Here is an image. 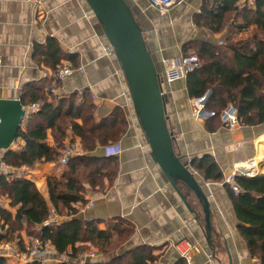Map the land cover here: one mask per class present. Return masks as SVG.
Listing matches in <instances>:
<instances>
[{
    "label": "crops",
    "instance_id": "0c3cea01",
    "mask_svg": "<svg viewBox=\"0 0 264 264\" xmlns=\"http://www.w3.org/2000/svg\"><path fill=\"white\" fill-rule=\"evenodd\" d=\"M128 1L145 29L149 48L161 74L162 59L183 52L186 43H221L223 33H213L193 21L194 15L200 13L202 0H178L163 13L150 6L147 0ZM49 38H54L68 56L60 60L58 67L69 63L73 68L64 86L57 87L60 90L64 88L62 94L77 92L80 95L85 91L91 98L96 123L117 109L122 113L124 110L126 122L125 130L117 141L99 145L94 152L100 157L113 156L116 161L113 178H104L102 184L94 188L87 187L83 202L73 204L77 209L75 216L82 220L95 219L101 230L115 224L122 235L127 232L129 235L109 252L86 242L84 244L88 248L73 258L68 253L58 254L48 240L50 251L40 257V262L24 263L7 249L13 244L21 250L15 233L0 218V234L4 235L0 239V257L5 258V264L104 263L139 245L153 248V253L158 255L154 264H175L180 255L173 245L184 238L196 246L191 251L192 258L188 264H260L256 257L251 256L237 230L238 221L228 192L230 187L224 179L238 164L245 166L248 163V168L255 170L252 173L244 168L246 176L264 173V160L259 164V160L256 161L264 155V140H261L264 124H239L233 128L222 125L209 109L213 96L211 90L202 96L204 111L198 117L194 116L192 103L195 97L188 95L185 79L164 88L167 122L175 134V150L183 161L208 154L222 173L221 180L209 181L189 167L209 201L208 230L202 206L194 193L186 187L183 189L194 210L192 212L153 162L130 100L123 102L129 95L124 75L84 0H0V98L20 97L30 85L46 89L49 83L54 84L53 70L45 60L33 54L34 45L44 44ZM221 55L224 62L231 61L229 54ZM49 96L55 99L58 95ZM77 122L81 121L78 119ZM66 133L64 145L70 139L81 145L80 138L70 129ZM46 142L49 146L54 145L50 129L46 131ZM114 144L119 148L109 150ZM22 145V140L16 138L12 149H19ZM2 156L3 152H0V175H6L10 170L31 180L47 201L50 211L52 205L46 177L59 176L67 169V164L43 162L33 168L6 169L2 165ZM0 202L3 203L0 207L14 212L7 198L0 197ZM72 216L65 210L62 214L57 213L53 222L58 224ZM38 228L40 226H36V230ZM111 231V240H120L122 235H118L115 229ZM18 234L23 244L39 238L28 235L24 229Z\"/></svg>",
    "mask_w": 264,
    "mask_h": 264
},
{
    "label": "trees",
    "instance_id": "16d2710c",
    "mask_svg": "<svg viewBox=\"0 0 264 264\" xmlns=\"http://www.w3.org/2000/svg\"><path fill=\"white\" fill-rule=\"evenodd\" d=\"M193 21L199 27L224 35L219 44L194 41L183 47V52L195 53L200 59L199 67L185 77L188 95L198 98L211 90L213 96L209 109L213 117L219 120L222 108L231 103L237 110L241 125L264 124V0H256L252 6L242 9L238 0H202L200 13L194 15ZM251 25L254 29L249 30ZM243 32H247L245 36L241 35ZM222 53L229 54L231 61L224 62ZM33 54L45 60L53 71L58 69L62 58L68 57L54 38H49L44 44H35ZM54 83L55 87L59 86ZM52 85L49 83L46 89L30 85L21 93L23 105L39 102L40 109L29 116L24 127L18 131L17 138L22 140L23 145L19 149L6 150L1 160L10 169L57 162L65 146L63 139L67 136L66 131L70 129L80 138L84 154L69 160L67 169L59 176L48 175L46 185L49 201L56 212L62 214L66 210L73 216L58 224L43 225L49 216V205L36 185L22 176H15L8 182L1 174L0 197L8 199L14 212L0 207V218L15 233L21 250H24V244L18 231L25 229L28 235L49 240L58 254L66 255L69 251L67 255L71 258L80 256L88 248L84 244L86 242L109 252L129 233L122 235L115 224L101 230L95 219L77 218V209L73 204L83 202L87 187L94 188L101 185L104 178H113L116 169L113 156L100 157L92 153L99 145L105 146L119 139L125 130V119L117 109L96 123L91 98L86 96L85 91L80 95L77 92L60 94L53 99L49 96ZM47 129L54 138L53 146L46 142ZM261 160L264 159H260L258 164ZM187 163L206 180L218 181L222 178L214 158L208 154L191 157ZM235 179L239 192L234 193L230 188L228 192L238 221L237 230L251 256L264 264V173L253 176L238 174ZM36 226L40 229L36 230ZM112 229L122 235L120 240L124 239L112 241ZM3 237L0 234V239ZM157 257L153 248L139 245L110 261L85 264H154ZM0 264H5V258L0 257ZM175 264L188 263L180 257Z\"/></svg>",
    "mask_w": 264,
    "mask_h": 264
},
{
    "label": "water",
    "instance_id": "95a60500",
    "mask_svg": "<svg viewBox=\"0 0 264 264\" xmlns=\"http://www.w3.org/2000/svg\"><path fill=\"white\" fill-rule=\"evenodd\" d=\"M84 1L124 75L130 96L129 102L153 162L159 166L168 183L192 212L194 210L183 189L186 187L194 193L202 206L205 225L209 230L208 198L191 172L187 161H183L175 150V134L170 130L167 122V94L161 85L162 75L149 48L145 29L139 22L135 10L128 0ZM22 106L20 97L0 98V150H9L16 140L23 123ZM108 149L111 150L112 147Z\"/></svg>",
    "mask_w": 264,
    "mask_h": 264
},
{
    "label": "built area",
    "instance_id": "2783aa9c",
    "mask_svg": "<svg viewBox=\"0 0 264 264\" xmlns=\"http://www.w3.org/2000/svg\"><path fill=\"white\" fill-rule=\"evenodd\" d=\"M147 1L150 6L156 8L159 12L162 13L168 11L169 8H171L173 5H175L178 2V0H147ZM255 1L256 0H238V6L240 9H242L247 6H252L255 3ZM162 63H163V72L161 74L162 75L161 85L164 91V88L169 86L172 82L185 79L187 73L199 67L200 59L199 56L195 53L181 52L178 55H174L162 59ZM81 68L82 66L79 67V69ZM72 71L73 68L68 63L64 66L58 67L56 71H53L52 79L54 82L58 83L59 86L61 85L64 86L67 77L71 74ZM54 84L50 88V93L55 95L62 94L64 88L60 90L59 88L55 87ZM22 107L24 110L23 121H26L29 118V116L39 111L40 103L32 102L27 105H23ZM204 109H205V102L202 96L193 99L192 112L194 116L198 117L199 114H201L204 111ZM211 113L213 114V112ZM219 119L222 125L227 126L229 128H233L240 124L237 116V110L231 103H228L224 108H222V110L219 113ZM14 146H15V141L10 146V149L14 148ZM112 148L118 149L119 147H116L115 145ZM82 154H84V152L82 150L81 145L79 143L77 144V142L74 139H70L61 149L58 162L62 165H66L71 158L80 156ZM2 165L6 167L3 162ZM238 174L246 175L247 173L243 167L235 165L231 170V172L228 174V176L224 179V182H226L229 185L230 189L234 193L239 192V186L235 179L236 175ZM15 176H19V175L14 174L9 170V172H7V174L5 175V179L6 181L9 182ZM205 183L207 185L210 184L209 182H205ZM2 204L3 203L0 202V205ZM56 216H57V212L55 208L52 207L49 211V216L46 219L45 223L46 224L52 223ZM24 244H25L24 250L22 251L18 250L16 245L14 246L13 244L7 246V249L12 253L16 254L24 263L34 262V261L40 262V257L43 256L44 254L49 253L51 248L48 240H43L40 238H34L30 242H26ZM173 247L178 252L181 258H183L186 262H189L192 258L191 251L196 246L193 242L184 238L176 242L173 245ZM67 253L69 254V251H67Z\"/></svg>",
    "mask_w": 264,
    "mask_h": 264
},
{
    "label": "rangeland",
    "instance_id": "374dc122",
    "mask_svg": "<svg viewBox=\"0 0 264 264\" xmlns=\"http://www.w3.org/2000/svg\"><path fill=\"white\" fill-rule=\"evenodd\" d=\"M252 29H254V26H252L251 25V27L249 28V30H252ZM249 32V31H248ZM241 35L242 36H245L246 35V33H241ZM189 51H193V50H189ZM126 101H128V100H126ZM125 100H123V102H126ZM120 110V109H119ZM123 113H124V110H123ZM123 113L120 111V112H118V114L120 115V116H123ZM24 124V121H23V123H22V125ZM15 142H16V140H15ZM112 146V145H111ZM110 146V147H111ZM113 147V146H112ZM12 149V148H11ZM0 152H5V151H3V150H0ZM104 152L106 153V154H109V152H107L105 149H104ZM6 168V167H5ZM7 169V168H6ZM22 177H23V175H21ZM35 184V183H34ZM64 211V210H63ZM25 230V229H24ZM26 231V230H25ZM120 241H122V240H120ZM119 241V242H120ZM109 249V248H108Z\"/></svg>",
    "mask_w": 264,
    "mask_h": 264
},
{
    "label": "bare ground",
    "instance_id": "6f19581e",
    "mask_svg": "<svg viewBox=\"0 0 264 264\" xmlns=\"http://www.w3.org/2000/svg\"><path fill=\"white\" fill-rule=\"evenodd\" d=\"M126 100H130V96H129V95L126 97L125 101H126ZM260 159H264V156H260V157L256 158V161H258V160H260ZM236 166L243 167V168L249 170V172H252V173L255 172V170H254L253 168H248V167H249V166H248V163H247L245 166L240 165V164H238V165H236Z\"/></svg>",
    "mask_w": 264,
    "mask_h": 264
}]
</instances>
